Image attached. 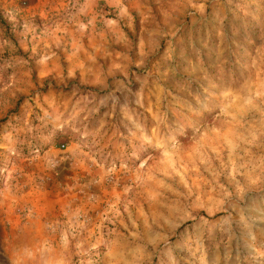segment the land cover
<instances>
[{
  "label": "rangeland",
  "instance_id": "obj_1",
  "mask_svg": "<svg viewBox=\"0 0 264 264\" xmlns=\"http://www.w3.org/2000/svg\"><path fill=\"white\" fill-rule=\"evenodd\" d=\"M0 264H264V0H0Z\"/></svg>",
  "mask_w": 264,
  "mask_h": 264
}]
</instances>
